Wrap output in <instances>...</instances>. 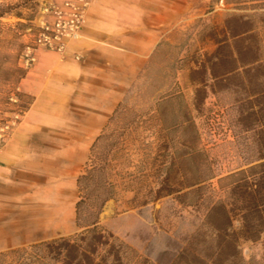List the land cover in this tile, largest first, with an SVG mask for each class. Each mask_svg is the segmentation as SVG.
Wrapping results in <instances>:
<instances>
[{
  "label": "rangeland",
  "instance_id": "obj_1",
  "mask_svg": "<svg viewBox=\"0 0 264 264\" xmlns=\"http://www.w3.org/2000/svg\"><path fill=\"white\" fill-rule=\"evenodd\" d=\"M63 2L0 0L12 7L0 17L4 139L31 102L19 89L29 68L26 47L55 20L52 5ZM189 6L95 142L83 172L92 168L94 180L87 188L78 184V195H112L98 227L123 264H203L213 250L206 215L217 201L228 204L237 230L240 256L230 264H264V223L259 235L246 236L242 206L232 200L241 170L263 160L264 0H190ZM94 209L89 200L82 210L88 217ZM252 222H259L255 214ZM83 228L67 237L79 241ZM0 264L66 262L38 242L0 252Z\"/></svg>",
  "mask_w": 264,
  "mask_h": 264
},
{
  "label": "crops",
  "instance_id": "obj_2",
  "mask_svg": "<svg viewBox=\"0 0 264 264\" xmlns=\"http://www.w3.org/2000/svg\"><path fill=\"white\" fill-rule=\"evenodd\" d=\"M190 0H92L79 36L39 47L31 95L0 149V252L77 232L78 178Z\"/></svg>",
  "mask_w": 264,
  "mask_h": 264
},
{
  "label": "trees",
  "instance_id": "obj_3",
  "mask_svg": "<svg viewBox=\"0 0 264 264\" xmlns=\"http://www.w3.org/2000/svg\"><path fill=\"white\" fill-rule=\"evenodd\" d=\"M2 11L0 17L12 13L11 5L0 6ZM15 15L23 19V14L17 12ZM23 25V22H18ZM260 158L263 159L258 164L250 166L247 170H241V177L238 179L235 189H233V198L235 204H240L243 210V233L248 237H255L261 232V228H257L259 224L264 223V149L261 150ZM262 168L261 171H256ZM249 171L251 174H248ZM95 171L87 170L78 178V184L87 188L91 181L94 180ZM97 186H105V182H98ZM239 189V191L237 190ZM112 197L111 194L105 196L97 195H81L77 201V224L84 227L78 235L79 241L71 237L60 236L50 241L39 242L49 249L56 258L63 257L66 264H123L119 250H116L115 242H109V237L99 230L98 222L104 204ZM93 200L95 209L85 217L83 208L85 204ZM206 215L205 224L212 230V253L207 254L203 260V264H230L235 262L239 256V245L237 230L233 226L231 209L224 201L214 203ZM256 215L258 224L252 222V216ZM85 217V218H84ZM109 236L114 240L117 238L110 233ZM107 237V238H106ZM104 245L106 254L99 259L95 256L99 248ZM113 257V260L108 259Z\"/></svg>",
  "mask_w": 264,
  "mask_h": 264
},
{
  "label": "built area",
  "instance_id": "obj_4",
  "mask_svg": "<svg viewBox=\"0 0 264 264\" xmlns=\"http://www.w3.org/2000/svg\"><path fill=\"white\" fill-rule=\"evenodd\" d=\"M91 2L92 0H64L62 5H52L55 20L45 23L33 36L32 44L27 45L23 54L26 67L35 62V51L39 47L62 50L66 39L79 36ZM5 141L0 137V149Z\"/></svg>",
  "mask_w": 264,
  "mask_h": 264
}]
</instances>
